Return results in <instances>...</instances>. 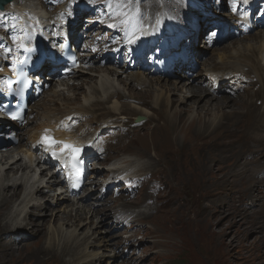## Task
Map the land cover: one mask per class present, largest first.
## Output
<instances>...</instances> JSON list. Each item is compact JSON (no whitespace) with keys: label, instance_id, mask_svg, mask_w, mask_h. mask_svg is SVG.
<instances>
[{"label":"bare ground","instance_id":"1","mask_svg":"<svg viewBox=\"0 0 264 264\" xmlns=\"http://www.w3.org/2000/svg\"><path fill=\"white\" fill-rule=\"evenodd\" d=\"M82 1L74 0L71 4L69 0H50L51 3H64L67 13L73 16L77 15V10L80 9L81 14L75 17L77 18L76 24L87 23L83 31L85 37L92 34L104 37L106 32H99L105 27L101 22L91 21L89 23L87 19H82L84 12V8L81 9L83 7ZM192 2L199 3L200 6L208 3L207 0H141L140 4L129 3L124 7L125 9L131 7L132 11L123 18L134 17L141 19L140 24L149 25L148 29L143 30L148 38L156 39L164 29L173 35L172 39L189 38L181 50L173 52L176 53V57L163 59L161 65L163 71L160 72L156 68L150 70L144 65L145 61H141L144 64L140 62L138 65L121 64L118 59H123L125 56L138 55L146 58L145 52L141 51L139 54H135L136 51L133 52L128 49L127 44L117 54L110 51V57L106 58L82 54L80 60L83 67L65 76L66 80L63 77V81L60 83H51L52 88L43 91L41 99L38 98L37 102L34 101L33 105L28 106L27 120H25L24 125L8 122L0 115V135L4 133L6 127H9L10 130L7 132L15 130L17 137L14 144L7 142L4 136L2 139H4L5 144L0 145V223H3L1 227L9 237L19 235L25 228L35 226L36 224L29 220L31 216L46 217L44 222H49L46 228L48 236L41 246V251L50 257L60 258L64 263L66 259H63V256H68L69 264H98L104 256H109L108 259L113 261L117 256H121L123 261L118 264H139L144 258L153 262L159 257V253L157 256L149 257L147 251L150 247L147 248V246L141 247V254L138 257L130 256L127 260L122 251H119L121 245L133 250L139 248L141 243L132 239L136 232L141 230H144V235L151 232V237L157 238L156 243L164 247H177L173 238L177 232L176 229H178L176 227L178 217L175 218V225L167 217L158 216L162 211L160 210L161 206H154L155 202L149 205L145 203L146 199L143 198L136 197L132 201L126 202L123 197L126 190L121 192L125 189L123 187H119L120 189L115 190V193L108 198L105 197L112 187L117 186L120 181H125L137 183L136 189L131 194L132 199L143 182L139 175L146 173L151 165V160H148L146 167L132 171L136 163L141 162V159H144L148 152L142 147L130 153L132 156L126 157V160L121 159L126 152L124 146L117 153L107 155L106 149L111 141L126 134V131L121 133L123 125L130 121L126 119L131 116H135V118L141 116L147 120L155 121L152 129L140 137V144L143 146L149 143L148 139L156 138L155 133L159 130V125L168 121H175L178 127H182L186 131L190 129L193 131L199 129L206 132L214 131L216 125L219 124L217 119L219 116L206 118L207 111L217 109L224 112V108L230 106V100L216 99L215 95L223 92L228 96H233L246 88L250 91V95L234 104L237 110L239 109L240 114L243 116L252 115L255 123L264 130V98L259 108L253 103V98L264 91V23H256L257 18L255 20L250 18V14L255 12L256 6H260V12L264 11V0H236L240 11L234 14L224 13L225 19H218L215 23L220 27L218 31L226 33L225 37H217L210 29L206 30L210 33L207 32L202 38L201 44L198 45L200 49H197L194 44L197 33L200 32H195V28H191L194 23L184 17L185 6H189ZM46 4V0H13L6 11L0 12L3 14L0 15V67L6 69L8 64L15 59L17 48H13L10 38L19 36V34H22L26 40L33 39L37 34L49 36V32L59 26L62 19L65 21L71 19V17H66L64 12L58 10L56 13L61 18L56 24L57 22L53 21L48 14ZM137 10H139L138 13H136ZM213 13L217 14L215 11ZM186 14L191 19L188 10ZM193 14L198 15L195 12ZM204 20L210 23L215 18L205 17ZM121 22H116L110 28L112 32L108 38L110 41L121 40L127 32L126 29L120 28ZM185 25L189 28H186ZM225 26L228 30L229 27L234 26L238 37H245L244 35L252 32V29L257 31L253 36L247 37V42H240L236 41L233 33L225 30ZM65 28L66 30H73L75 36L76 25L71 26L68 23ZM9 34L10 38L8 37ZM226 40L233 41L224 44L208 57L207 51L209 53L215 44ZM19 42L14 41V44L18 46ZM87 46L88 44H85V47ZM85 47L82 46L83 49L87 50ZM115 47L117 46L115 45ZM90 48L101 51L104 46L95 45ZM184 58L189 59L192 64L196 62V64L201 65L203 73L188 66L189 63L185 64ZM250 59L252 60L251 63L248 62ZM132 60L133 58L130 61ZM176 60H180V62L176 63ZM244 67L247 69L244 70ZM2 73L3 71H0V75ZM250 74L253 75V79L257 83L261 84H259L260 89L258 91L247 88L253 82L249 77ZM121 75L124 77L121 78ZM171 76L175 78L169 82L167 79H170ZM185 76L192 77L191 83L189 78L180 81ZM71 80L77 81L76 84L73 85ZM136 86H141V89L137 91ZM233 86L234 91L230 92L229 89ZM173 94L178 95L176 99L172 97ZM228 96L226 97L228 98ZM185 104H189L191 107V112L188 114L189 123L186 121L188 123L186 126H184L181 117L183 109L179 107ZM172 108L173 111H171ZM234 109L235 107L230 106L229 110H225L231 112ZM144 123L138 124V127L141 128ZM133 126L136 127L137 125L134 124ZM133 129L135 130V128ZM132 130L128 131L131 133ZM45 131L53 134L56 140H69L76 146H85V156L88 161H92V163L96 161V165L92 164L93 167L86 183H84V188L79 193L74 194L70 201L62 179L54 170H51L53 169L50 167L51 164H48L45 158L42 159V154L45 153L37 145V140L40 134ZM261 137H263L260 139L264 145V135ZM150 144L153 145L151 147L155 146V143ZM185 144L186 141L179 143L180 146ZM127 145L131 146V142H128ZM140 171L143 172L140 173ZM211 177L214 178V176ZM46 192H53L49 201L55 200L56 208L49 209L50 204L47 202L49 198H45L46 200L43 202ZM145 194L143 193V195ZM65 200L69 203L64 202ZM88 200L90 202H87ZM106 202H114L117 210H114L112 206L109 209L104 207ZM131 207L134 210H131ZM153 207L154 211L150 212ZM47 208L49 212H46ZM229 210L224 212V209L220 208L211 212L212 214L218 213L217 221L219 223L222 218H227L229 224L238 223L239 221L235 220L234 215L237 213H232ZM100 213L102 216H99ZM134 213L135 215H133ZM133 216L137 217L136 221L138 222L145 221L148 223L149 220L153 222L156 219L159 221L160 229L152 227L142 229L140 227L136 229L137 231L131 232L125 240L122 238L113 240L114 236L106 238L102 233L107 229L122 226V228L127 227L122 234L126 235L130 230L129 227L131 226L129 225L132 224L131 218ZM116 217L117 219L123 218L125 222L123 223L122 220L118 222L114 219ZM240 217L244 221L243 216ZM51 218L57 219L56 225L50 223ZM84 219L86 220L85 223L92 225L85 226L79 232L77 227L82 225ZM109 220L112 225H108ZM120 223L121 225H119ZM245 228L243 227L240 231L245 233ZM32 229L36 233H40V228ZM208 232L210 233L209 236L204 235L208 237L212 253L228 257L234 248L240 251L239 246L242 245L239 241L242 240L238 235H234L233 239L231 238L226 242L223 239L224 233H216L213 230H208ZM97 236L100 240L95 242L94 239ZM158 239L161 241L158 242ZM259 242V245H264L262 234ZM12 243L15 246L17 242L13 240ZM9 248L4 249L9 252ZM218 257L220 258V256ZM5 258L2 253L0 259L4 260ZM194 258L196 257L194 256ZM193 261L195 264V260ZM107 262L109 263V261ZM228 264H233V262L229 261Z\"/></svg>","mask_w":264,"mask_h":264},{"label":"rangeland","instance_id":"2","mask_svg":"<svg viewBox=\"0 0 264 264\" xmlns=\"http://www.w3.org/2000/svg\"><path fill=\"white\" fill-rule=\"evenodd\" d=\"M46 2L47 6L50 8V12H55L56 8L62 7L61 4H53L50 0H46ZM87 2L90 8L83 16L84 18H89L90 20H95V18L109 19V1L104 4H98V0H88ZM228 2L229 0H209L207 7L200 11L202 15L193 16V19L202 20L204 18L203 16L207 14L208 17H215V22H217L218 19L222 20L226 17L224 13L231 14V9L234 8L233 6L229 7ZM190 8H196V6L193 5ZM257 8L258 6L256 9ZM187 9L189 8L187 7ZM117 10L118 6L115 8L114 12ZM213 11L218 13L219 16L214 14ZM77 13L80 12L77 10ZM190 14H193V9L190 10ZM116 20L117 19H115L114 22ZM215 22L211 23L212 26H209L210 28L206 27L205 30L210 29L211 31L215 29L217 27ZM83 24L86 26L87 23ZM130 24H133V20ZM199 27L200 26H197V28ZM256 31L257 30L252 29V32L244 35L245 37L235 36L236 41L247 42V37L253 36ZM234 32H236L235 27L231 26L229 28V33ZM93 36L94 35L89 36L88 42L93 43ZM201 39L202 38L199 37L198 41L200 40V42L195 43L197 49H200L198 45L201 44ZM231 41L233 40H226L215 44L213 49L209 50V53L207 51L208 57L212 52L214 53L218 48ZM102 44H106L105 37H101L100 42L97 43V45ZM158 46L159 44H156L158 52H163L164 49ZM163 56L165 55L163 54ZM148 59L149 62H151L152 59ZM157 60L158 59L153 60L152 65L159 63ZM251 61V59L248 60L249 63H251ZM192 62H194V60ZM194 63V69L203 73L201 65L198 63L196 64V62ZM243 69L246 70L247 68L244 67ZM120 77L123 78L124 75ZM249 77L253 82L247 88L258 91L261 84L253 79L254 77L252 74H250ZM169 78L170 79L167 80L170 82L174 80L175 77L171 76ZM188 78L191 83L190 79H192V77L188 76H185L180 81L187 80ZM70 82H73L74 85L77 81L72 80ZM50 88H52V84H50L45 91ZM139 89H141V86H136V90L139 91ZM232 89L233 87L229 90L231 91ZM249 95L250 91L246 90V88H243L233 96H228L223 92H219L215 95L216 99L230 100L229 105L235 107L231 112L225 110H229L230 106L225 107L224 112H220L217 109L213 110L210 107L211 110L207 111L205 117L219 116H217L219 124L216 125L215 132L210 130L207 131V133L201 129L196 131L190 129L186 131L182 129V127H178L175 121H168L159 125V130L155 133L156 138L148 139L149 143L145 146L140 144V137L143 133L152 129L155 121L147 120L143 117L145 123H139L133 120L135 116H128L131 119H126L130 121L123 125L121 132L124 133L126 131V134L123 135V137L121 136L111 141L106 149L107 155L117 153V151L124 146L126 152L121 159L126 160L128 157L132 156L130 153L142 147L148 152L144 159H141V162L139 161L140 163H136L133 167L134 169L131 170L135 171L146 167L145 165L148 160H151V165L146 173L139 175V177L143 179V182L132 199L131 194L134 189H136V186L132 182L127 185L119 182L117 186L111 188L105 197L108 198V196L113 194L115 192V187L116 189L117 187L118 189H120L119 187L126 188L121 190V192L126 190L123 194L126 202L132 201L136 197L146 199L145 203L149 205L155 202L154 206H161V209H159L162 210L161 214L158 216L167 217L173 224L176 223L175 218L178 217V224H175L178 229H176L177 232L173 238V242L177 244L176 248H168L156 243L157 238H152L151 232H148L146 235H144V230L136 232L132 240H137V242L141 243L140 246H138L139 248L133 250L130 247H123V245L119 248V251H122L126 260L129 259L130 256H135L134 258L138 257L141 254V247L147 246V248L150 247L149 251H147L149 257L153 255L157 256V253H159V257L153 262H149L144 258L139 264H194L193 260H195V264H228L229 261L233 262V264H264V245H259L261 234L264 236V145L260 139L263 138L261 135H264V130L255 123L252 115L246 114V116H243L240 114L239 109L237 110L234 104L239 100L246 99ZM177 96V94H173L172 97L176 99ZM226 96H228V98ZM41 97L39 99H41ZM263 98L264 91L253 98L254 105L259 108L263 102ZM39 99H36L35 102ZM35 102H31L28 106L33 105ZM179 107L183 109L181 117L184 121V126H186L189 123L188 114L191 112V107L189 104ZM173 108L171 111H173ZM219 113L220 115L223 114V116H220ZM229 115L232 116L230 117ZM124 120L125 119H123V121ZM133 123H138L139 125L144 123V125L140 128L138 127L139 125L136 124L137 126L134 127ZM133 128H135V130ZM128 130H132L131 133ZM181 141H186V144L180 146L179 143ZM128 142H131V146L127 145ZM150 143H155V146L151 147L153 145ZM141 172L143 171H140V173ZM211 176H214V178ZM249 188L251 190H248ZM143 193L146 194L143 195ZM52 194L53 192H46L43 202L46 200L45 198L52 197ZM68 197L70 201L73 196L68 194ZM47 200L50 204L49 209L56 208L57 204H55V200L49 201L50 198ZM69 201L65 200L64 202L68 204ZM87 202H90V200ZM111 206L114 210H117L114 202H106L104 204V207L108 209L111 208ZM131 208V210H134L133 207ZM220 208H223L224 212L228 209H230L229 211H232V213L236 212L237 215L234 214L235 220L239 222L236 224H229L227 218H222L219 223L217 221L219 217L217 215L218 213L212 214L211 211ZM153 211L154 207L150 209V212ZM46 212H49L48 208ZM133 215H135V213ZM26 216H28V214H26ZM99 216H102V213H100ZM240 216H243L244 221L241 220ZM45 218L31 216L29 220L36 225L31 228H25L22 233L12 237H9L5 233L1 227L3 223H0V256L3 253L6 257L4 260L0 259V264H69L67 260L68 256H63V259H66L64 263L60 258L50 257L41 251V246L48 236L46 228L49 222L45 223ZM114 219L118 220V222L121 220L123 223L125 222L123 218L117 219L116 217ZM114 219L113 221H115ZM131 219L132 224L129 225L131 227H129L130 230L126 235L122 234L127 227L122 228V226H120V228L113 227L107 229L102 233L106 238L114 236L113 240H119L121 238L125 240L131 232L137 231L136 229L140 227H142V229L150 227L160 229L159 221L156 219H154L153 222L149 220L148 223L145 221H136L137 217L135 216ZM85 221L84 219L82 225L79 228L77 227L79 232H81L85 226L92 225L85 223ZM134 221L137 222V225H135ZM50 223L56 225L57 219L51 218ZM108 225H112L110 220ZM119 225H121V223ZM243 227H246L245 233L240 231ZM32 228H40V233H36ZM208 230H213L216 233H224L223 239H225L226 242L234 235H238L240 240H242L241 242L239 241L240 245H242L239 246L240 251L234 248L231 251V255L228 257H222L220 254L212 253L207 237L210 234ZM61 233L63 232L61 231ZM120 234L122 235L121 237L119 236ZM185 237L186 239H184ZM12 239L17 242L15 246L12 243ZM94 240L98 242L100 240L99 236ZM158 240V242L161 241L160 239ZM9 247L13 248V250ZM4 248H9V252ZM194 256L196 258H194ZM218 256H220V258ZM108 257L104 256L98 264H118L123 261L121 256H117L114 261L108 259ZM107 261H109V263Z\"/></svg>","mask_w":264,"mask_h":264},{"label":"snow or ice","instance_id":"3","mask_svg":"<svg viewBox=\"0 0 264 264\" xmlns=\"http://www.w3.org/2000/svg\"><path fill=\"white\" fill-rule=\"evenodd\" d=\"M116 2L119 3V4H121V5H123L124 3H136V4H140L141 3V0H116ZM124 14L126 15L127 13H124ZM0 15H3V14L0 13ZM122 23L127 24V23H129V21L128 20H123ZM13 27H16V25H13ZM12 39L14 41H20L21 40V37L20 36H13ZM18 46L21 47V48H23L24 47V44L23 43H19ZM18 118H19V113H16V114L13 115V119H18ZM43 141H44V143L49 144V145H55L57 143H60V142H57L52 137H48V136L43 137ZM68 147H69V145L65 144L64 145V148H62L61 151H64V149H66ZM79 151H80L79 149H75V148L73 149V152L75 154H78Z\"/></svg>","mask_w":264,"mask_h":264},{"label":"water","instance_id":"4","mask_svg":"<svg viewBox=\"0 0 264 264\" xmlns=\"http://www.w3.org/2000/svg\"><path fill=\"white\" fill-rule=\"evenodd\" d=\"M11 0H0V8L4 9L5 4H7Z\"/></svg>","mask_w":264,"mask_h":264}]
</instances>
